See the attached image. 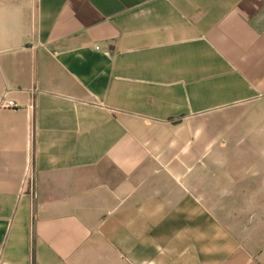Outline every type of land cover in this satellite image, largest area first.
I'll return each mask as SVG.
<instances>
[{
	"label": "crops",
	"instance_id": "1",
	"mask_svg": "<svg viewBox=\"0 0 264 264\" xmlns=\"http://www.w3.org/2000/svg\"><path fill=\"white\" fill-rule=\"evenodd\" d=\"M3 101L0 264H264V0H0Z\"/></svg>",
	"mask_w": 264,
	"mask_h": 264
},
{
	"label": "rangeland",
	"instance_id": "2",
	"mask_svg": "<svg viewBox=\"0 0 264 264\" xmlns=\"http://www.w3.org/2000/svg\"><path fill=\"white\" fill-rule=\"evenodd\" d=\"M262 218H263V216H262ZM263 226H264V222H263V219H262V221L260 222V231H251V233H250V236H254L255 237V240H256V242L258 243L259 242V246L260 247H262L261 249H260V252L258 251V254H259V256L261 257L260 259L262 260L263 258H264V254L262 253V251L264 250V238H263V234H264V232H262V230H263ZM260 237V238H259ZM257 254V255H258Z\"/></svg>",
	"mask_w": 264,
	"mask_h": 264
},
{
	"label": "built area",
	"instance_id": "3",
	"mask_svg": "<svg viewBox=\"0 0 264 264\" xmlns=\"http://www.w3.org/2000/svg\"><path fill=\"white\" fill-rule=\"evenodd\" d=\"M15 107L12 101H3L0 105V108L3 109H13Z\"/></svg>",
	"mask_w": 264,
	"mask_h": 264
}]
</instances>
